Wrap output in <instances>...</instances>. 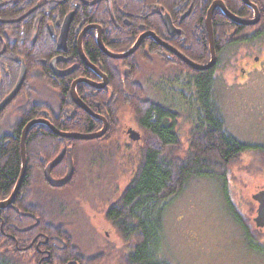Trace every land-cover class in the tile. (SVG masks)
Returning a JSON list of instances; mask_svg holds the SVG:
<instances>
[{
	"label": "flooded vegetation",
	"instance_id": "flooded-vegetation-1",
	"mask_svg": "<svg viewBox=\"0 0 264 264\" xmlns=\"http://www.w3.org/2000/svg\"><path fill=\"white\" fill-rule=\"evenodd\" d=\"M38 1V5L28 12L30 14L38 8L43 16L39 20V34L33 33L31 44H29V37L27 36L29 31L28 22L22 21L28 14L12 20H0V23L3 24L5 22L8 24L5 27L0 26V33L3 34L2 36L0 35V105L13 92L22 72L24 74L17 93L0 110V123L6 118L7 114H10L14 105H20V108L28 109L26 104H28L30 94L29 78L31 70H33V81H36L37 78V82L41 83L44 89H48V94L52 96V101L49 105L46 103L40 104L43 108L38 111L39 116H36L33 120H41V125L49 129V135L46 137L52 142L49 152L52 153V156L55 154L49 160L40 154L41 167L43 166L41 175L48 186L49 184L44 177L45 168L56 159L61 151H64L62 160L50 171V176L53 180L64 178L67 173L66 156L67 152L71 150L74 173L70 182L65 185V188H70L76 171V151L74 150L81 146L74 142L75 139L57 136L49 125L57 132L81 135L95 134L105 128L102 136L97 139L78 140V142H91L86 145H88L89 149H93L96 152H99L101 147H109L112 143H115L114 140L118 137L120 139L122 137L120 141H127L126 145H129L130 142H138L141 139V133L136 130L137 128L134 130V128L122 124V116L125 113V115L128 114L132 123L134 121L132 114L128 111H123L120 114L116 127L118 131L114 132L107 119L93 112L89 104L93 102L94 94L100 92L101 94L96 97V107H98L99 103L103 105V96L105 95L103 93L107 92V97L113 99L112 104L114 106L122 105L123 101L119 98L121 96L119 91H123L127 82L126 72L131 74L130 72L133 70L120 64L111 66L108 60L104 61L98 55V52L108 59L113 58L108 57L99 48L97 41H100L105 51L112 54H125L132 49L136 42H139L135 51L123 60L134 55L151 60L152 80L156 84L163 83L160 82L163 80L165 82L164 87L167 90L173 89L176 91V96L174 98L167 97L163 94L155 93L152 89L150 97L156 103L170 106H173L170 101L176 102L181 108L179 112L182 110L180 112L182 119H179V121L184 122V117H189L186 101L182 100L181 97L189 95V81L191 78L195 79L200 72L203 73L205 71L209 76L208 82L209 84L211 83V88L208 94L211 104L213 103L211 106L216 111L218 110V104L215 101V93L222 89L226 93L234 91L250 92L252 90L255 92L259 89L261 98H264L263 0H260V2L258 0ZM20 2L21 0L10 1V3L16 5H20ZM27 2L25 3L27 4ZM249 4L255 6L259 12L257 22L251 26L243 24V22L255 19L254 11L249 7ZM100 9L103 10L105 15L107 14L108 19L101 21L99 18H94V12ZM224 11L234 17L235 20L229 18ZM67 16H70L71 19L65 30L62 29V26ZM120 20L123 21V25H120ZM109 23L113 24L112 27L107 26ZM208 25L210 27L209 30ZM62 33L65 34V41L63 46H59L58 42ZM210 34L211 44L209 41ZM127 38L129 40L133 39V42L126 48L124 43ZM27 39L28 41L26 42L28 43L24 45ZM40 40L43 44H47V49L41 52L30 47V45H40ZM93 46L96 50H93ZM211 52L214 54V59L210 68L204 71H197L189 64L201 67L208 65L211 62ZM91 53L98 58H96V61H98L95 64L91 62ZM100 60H103L105 67ZM117 60L121 61L122 59ZM16 70V80L12 84V78ZM228 71L230 72L229 79L225 77V73ZM170 81L174 83L173 88L170 85ZM68 83H70L68 92L70 98L69 100L65 99L64 102L62 97L68 87ZM74 83H77L75 86L77 98L95 117L88 114L72 99L71 90ZM81 85L88 87L85 91L86 94L78 93V87ZM87 97H91V99ZM34 111L37 112V109ZM81 111L98 121L100 123L99 128L91 133L62 130L64 124L67 123L66 121L74 119L80 115ZM28 113L30 115L29 110ZM218 118L222 120L220 114H218ZM177 128L180 129V125ZM130 129L139 134L138 140L132 141L129 138L128 131ZM64 168L65 172H63ZM30 175L32 177L31 181L37 183L36 180L40 177L39 166L30 169ZM49 187L56 192L64 189V186L63 188ZM19 191L15 198H17ZM5 200L0 199V202ZM11 205L12 203L5 209L15 211ZM17 213L22 217L29 216L34 220L36 219V217L30 216L31 214ZM10 214V211L6 212L8 218ZM13 219H9L10 228L15 226L12 222ZM38 222L36 220L33 225H37ZM105 222L107 223V221ZM110 227L116 233L111 225ZM69 229L71 231V228ZM58 233H54L48 238L43 231L37 232L35 239L40 236H46L47 238L45 242L39 241L37 245L42 246L41 252L38 253L39 255L44 256V253L47 254L45 255L47 256L45 257L46 259L40 260V264L44 261L49 263L51 252L48 248L51 245L57 250H66V241L61 238L64 233L60 232V230ZM71 234L76 244L75 248L78 249L77 252L80 254L72 257L75 261L71 260L67 264H79L78 260L83 263L86 260L85 264H95V261H90L99 255L103 258L102 261H99V264H113L111 257H114V264H122V255L129 253L132 245L127 243L125 248L122 246H120L121 248H113V245H110L111 250L109 251L106 250L109 248L107 246L88 255L77 246L76 238L72 231ZM106 234L108 233L106 232ZM7 237L8 239H13L12 235H7ZM30 238L29 236L28 239ZM65 238L68 239L66 236ZM35 239L32 240L31 245L34 244ZM121 240H119V244H121ZM53 264L56 263L53 262Z\"/></svg>",
	"mask_w": 264,
	"mask_h": 264
},
{
	"label": "trees",
	"instance_id": "trees-1",
	"mask_svg": "<svg viewBox=\"0 0 264 264\" xmlns=\"http://www.w3.org/2000/svg\"><path fill=\"white\" fill-rule=\"evenodd\" d=\"M10 1L14 0H0V20H12L28 14L22 21L28 22L30 32L28 31L27 36L29 37V44H31L33 33L39 34V20L43 16L38 8L30 14L28 12L38 5L39 1L21 0L20 5L10 3ZM93 15L94 18H99L101 21L108 19L107 14L105 15L102 9L95 11ZM7 25L5 22L0 23L1 27ZM112 25L109 23L107 26L112 27ZM120 25H123L121 20ZM0 35L3 34L0 33ZM28 39L25 40L24 45H27L28 42L26 41ZM132 42L133 39L129 40L127 38L124 47L127 48ZM39 44L37 46L30 45V47L41 52L47 49V44L42 42ZM92 48L96 50L94 46ZM98 53L104 61L108 60L111 66L120 64L133 70H131V74L126 72L127 82L123 91H119V95H121L119 98L123 101L122 105L114 106L112 104L113 99L107 97V92L103 93L105 94L103 105L99 103L96 107V97L101 94L100 92L94 94L93 102L89 104L93 112L107 119L114 132L118 131L116 127L120 114L123 111H128L132 114L134 123L141 133V139L138 142H130L129 145L124 146L119 145L121 142L118 141V145L116 144V147H114L115 149H110V145L109 147H101L99 152L89 149L86 144L91 142H78V140H75L74 142L81 146L74 150L76 151V171L69 189L77 186L78 181L83 178V168H86L87 175H91L95 172L94 170L99 169V172L103 170L107 158L112 163L113 159L120 160L121 170L124 175L130 176V180L122 192H118L119 197L109 205L104 213V219L115 229L120 239L126 244H132L129 253L122 255V264H168L160 257L162 219L173 199L194 178H216L221 181L225 190L228 167L237 163L241 156L249 150L252 151L251 149H254V153L258 155H264V145L251 147L247 143L239 142L225 131L222 120L218 118L219 113L211 106L213 103L211 104L208 94L211 83L209 84V76L204 71L203 73L200 72L201 74L199 73L195 79L191 78L188 84L189 95L181 97L182 100L186 101L189 114L187 118L192 124L189 145L183 151L177 128L179 119H182L180 113L182 110L179 112L180 106L172 101L170 102L173 106L156 103L151 97L147 96L149 84L145 80H150L149 86L152 87L155 93L173 98L176 96V91L173 89L167 90L164 87L165 82L163 80L160 81L163 83L159 84L152 80L151 60L134 55L126 60L119 61L108 59L100 52ZM90 58L93 64L98 61L92 53ZM103 60L100 61L104 66ZM147 70H151V74L149 77L143 78V74ZM33 73L34 71L31 70L28 104L24 103L28 106V109L20 108V105H14L10 114H7L6 118L0 123L1 200L8 198L21 174V137L23 129L36 116H39L38 111L43 108L40 104L46 103L49 105L52 101V96L48 94L49 90L44 89L42 84L37 82V78L36 81H33ZM16 75L17 70L12 78V84L16 80ZM170 85L173 88V81H170ZM69 87L70 83H68L62 97L64 102L65 99L69 100L70 98L68 95ZM87 89L86 85H81L77 91L86 94ZM87 98L91 99V97ZM36 109L37 112L34 111ZM66 122L62 130L81 133L94 132L100 124L82 111L80 115ZM48 135L49 129L41 124L34 125L27 134L25 140V176L19 194L11 205L15 211L6 210L5 208L0 210V212L2 211L0 213V264H40V260L47 257L45 256L47 254L44 253V256L38 254L42 250V246H37L38 242H45L46 236L49 238L54 233L59 234V230L64 233L61 238L66 241V250H57L51 245L48 248L51 252L49 263L44 261L41 264H53V262L67 264L71 260L75 261L72 257L80 254L77 252L78 249L75 248L76 244L64 213L67 210L65 208L66 202L59 197L57 201L60 202V208H56V199L52 193L56 191L44 182L41 175L43 166L41 167L40 154L45 158L47 157L48 160L55 155L52 156V153L49 152L52 142L49 138H46ZM114 142L116 143V141ZM86 147H88L87 150ZM122 147L125 148L124 154L121 153ZM36 166H39L40 177L37 178V183H34L31 181L30 169ZM63 172H65V168ZM227 195L225 191L226 204L229 207L231 216L244 233L247 247L255 254L264 257V243L259 241L252 222L242 219ZM7 211L11 212L9 218L6 215ZM17 212L31 214L30 216H34L36 219L34 220L29 216L22 217ZM10 218H14L12 222L15 224L11 228L9 227ZM36 220L39 222L34 226ZM30 226L33 227L30 228ZM42 231L46 236L35 239L37 232ZM7 235H12L13 239H8ZM29 236L30 239H28ZM34 239L35 242L31 245ZM102 260V256L99 255L90 262L95 261V264H99V261ZM77 262L85 264L86 260L84 263L81 260Z\"/></svg>",
	"mask_w": 264,
	"mask_h": 264
},
{
	"label": "rangeland",
	"instance_id": "rangeland-1",
	"mask_svg": "<svg viewBox=\"0 0 264 264\" xmlns=\"http://www.w3.org/2000/svg\"><path fill=\"white\" fill-rule=\"evenodd\" d=\"M150 74L151 70L145 71L143 78ZM225 77L230 78L229 71ZM145 81L150 85V80ZM149 85L147 96L150 97L152 87ZM261 97L259 89L255 92L230 93L222 89L215 93L217 112L224 122L226 132L251 147L264 145V98ZM125 114L122 116V124L135 130L137 125ZM183 120L179 121L178 132L180 144L185 151L189 145L192 124L188 118ZM121 139L116 138V143H112L110 149H115L118 141L122 142L119 144L121 146L127 144V141ZM251 150L228 167L225 190L216 178H194L173 199L162 219V260L168 264H264V257L247 247L244 233L231 216L225 199L226 191L235 210L243 220L252 222L259 241L264 243V228H257L253 221L258 205L252 199L255 193L264 190V155ZM121 153H125L124 147ZM112 161L114 164L107 158L103 170H94L91 175H87L86 168H83V178L77 186L52 192L57 209L60 208V202L57 201L59 197L66 202L67 210L64 213L68 225L77 246L88 255L107 246L109 248L106 250L109 251L110 245L113 248H125L127 245L123 240L119 244L120 237L104 221L105 211L130 180V176L124 175L121 170V161ZM113 258L111 262L114 264Z\"/></svg>",
	"mask_w": 264,
	"mask_h": 264
},
{
	"label": "water",
	"instance_id": "water-1",
	"mask_svg": "<svg viewBox=\"0 0 264 264\" xmlns=\"http://www.w3.org/2000/svg\"><path fill=\"white\" fill-rule=\"evenodd\" d=\"M263 4H264V0H263ZM249 7L253 9L254 11V17L255 19L254 20H249V22H243L244 25H254L256 22H257V17L259 16V12L257 10V8L255 6H252L251 4H249ZM263 8H264V5H263ZM263 12H264V9H263ZM224 13L231 19H234V17H232L229 13H227L226 11H224ZM210 14V13H209ZM71 17L70 16H67L64 20V23H63V26H62V29H65L67 28L68 24H69V21H70ZM210 29L209 25H208V30ZM64 41H65V34H61V37L59 39V46H63L64 45ZM209 41H210V44H211V34L209 35ZM138 43L139 42H136V44L132 47V49L125 53V54H112V53H108L107 51H105V49H103V46L102 44L100 43V41H97V44L99 46V48L108 56V57H111L113 59H124V58H127L130 54H132L135 49L138 47ZM80 47V45H79ZM214 59V54L213 52H211V62L204 66V67H201V66H196V65H193L191 63H189L192 67H194L195 69H197V71H204L208 68H210L212 66V61ZM23 72L20 76V79L15 87V89L13 90V92L2 102V104L0 105V110L5 107L12 99L13 97L15 96V94L17 93L20 85H21V82L23 80ZM77 83H74L73 86H72V90H71V97L72 99L80 105V107L82 109H84L88 114L90 115H93L84 105H82L81 101H79V99L77 98V94L75 92V86H76ZM94 116V115H93ZM95 117V116H94ZM41 120H35V121H31L29 122L25 128L23 129V132H22V137H21V157H22V170H21V174H20V177L15 185V187L13 188V191L11 192L9 198L5 201H2L0 202V209H3V208H6L8 205H10L15 196L17 195L20 187H21V183H22V180H23V176H24V173H25V167H26V161H25V140H26V137H27V134L28 132L30 131V129L36 125V124H41ZM104 125H105V122H104ZM49 127L51 128V130H53L55 132V134L57 136H60V137H66V138H71V139H75V140H81V141H87V140H93V139H97L99 138L100 136H102V134L104 133L105 131V128L104 130H102L101 132H98V133H95V134H89V135H81V134H67V133H61V132H57L53 127H51L49 125ZM105 127V126H104ZM128 134H129V138L132 140V141H136L139 139V134L136 133L135 131L133 130H129L128 131ZM63 155H64V151H61L59 153V155L56 157L55 160H53L50 164L47 165V167L45 168L44 170V177H45V180L47 181V183L49 184V186L53 187V188H61L65 185H67L70 180L72 179V176H73V173H74V166H73V161H72V154H71V150H69L67 152V173L65 175L64 178L60 179V180H53L50 176V171L52 170V168H54L63 158ZM252 199L255 203H257V212H256V217L254 218V224L257 228H264V190H261L257 193H255L253 196H252Z\"/></svg>",
	"mask_w": 264,
	"mask_h": 264
}]
</instances>
